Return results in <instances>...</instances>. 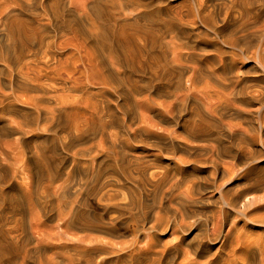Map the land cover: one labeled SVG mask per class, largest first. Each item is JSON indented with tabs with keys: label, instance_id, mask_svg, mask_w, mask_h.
<instances>
[{
	"label": "bare ground",
	"instance_id": "obj_1",
	"mask_svg": "<svg viewBox=\"0 0 264 264\" xmlns=\"http://www.w3.org/2000/svg\"><path fill=\"white\" fill-rule=\"evenodd\" d=\"M165 1L0 0V25L3 27H0V44L4 41L0 46V62L21 73L25 65L27 75L21 78L20 84L27 93H33L26 103L34 104V119L46 124L44 128H38L57 133L63 142L62 149L72 157L66 171L53 162L52 157L48 160L44 153L46 158L36 154L40 159L31 160L32 169L26 166L28 182H21L23 189L19 188L23 193L18 195L14 189L20 197L16 198L19 200L15 202L17 207L8 204L10 208H6L3 204L6 199H3L5 202L0 199L3 202L0 204V226L12 223L11 219L17 215L22 217L21 210L26 204L40 201L47 188L54 186L56 220L62 225L63 232L51 239H58L71 230L95 233V237L87 239L85 236L90 245L86 241L85 247L78 246L79 242L61 246L65 248L64 256L58 250L59 256L51 255L41 263L37 259L39 255L36 258L39 264L105 262L118 250V245L115 246L121 236L118 223L132 228L137 236H147L151 240L157 229L153 222V207L158 198L159 209H170L174 223L169 225L174 226V231L181 228L183 232L192 233L193 229V238L200 239L192 246L194 250L210 252L211 237L220 242V250L227 246L232 248L237 240L238 247L244 251L240 264H264V166H257L262 158L258 149H264V0H191L185 17L181 16L182 12L171 15V9L168 12L164 6ZM27 15L30 18H24ZM128 18L133 22H127ZM141 20H148L147 26H140ZM59 37L68 40L60 42ZM67 47L73 52L61 58ZM2 70L0 76L5 75ZM251 70L253 76L248 77ZM89 71L94 72L97 82L91 81ZM77 72L84 75L83 79L75 76ZM90 86H95L96 90L89 92ZM72 92L74 95H70ZM108 94L123 103L120 105L116 99L113 101L117 102V107H110ZM141 97L146 98L141 101ZM50 100L54 102L51 107L47 105ZM142 102H147L150 107L145 106L143 110ZM229 115L242 120L246 127L237 122V125L227 123L228 119L224 118H230ZM115 126L119 131H114L115 128L110 131ZM92 140L98 141L96 151L95 145L87 147ZM136 149L147 158L130 153ZM198 150L209 155L208 161H203L202 154L204 158L207 156L204 152L200 155L202 159L197 160L199 153L196 155L195 151L200 152ZM178 151L194 152L197 158L192 157V153L173 155ZM93 152L96 153L93 155ZM98 154H103L104 158L97 159ZM77 157H85V160ZM86 158H90L92 167H88ZM226 161L233 165L230 164L231 169L223 167ZM206 162L215 168L214 173L208 172ZM3 168L0 169V186L10 187V173L7 176V167ZM12 172L16 173L15 170ZM216 173L222 174L223 179L226 174L231 177L223 184L219 181L221 178L215 180L220 183L217 185L214 181ZM233 180L235 185L232 187ZM90 186L99 192L100 197L96 194L97 197L105 201L107 210L111 208L116 216L110 220L90 216L82 192L84 187ZM201 189L202 194L212 193L201 197L198 191ZM191 194L199 196L195 198ZM120 195L124 197L125 205H118L117 209L118 202L115 201ZM168 196H172L170 200ZM165 199L169 200L167 207L162 206ZM49 200L53 199L50 197ZM154 218L157 222L162 221L157 214ZM190 221L195 225L192 226L194 223ZM24 225H20V235H23V244H27L30 235ZM248 227L261 230L257 242L250 238L252 234L247 231ZM162 228L164 231V226ZM1 232L0 264H14L11 256L15 255L12 252L15 245L8 243V236ZM150 233L153 234L150 236ZM38 240L32 243L43 241ZM64 243L66 245V241ZM18 245L22 244L17 243V248ZM58 247L55 245V251ZM30 248H24L22 259L20 254L22 264H28L27 259L32 261L29 252L38 254L37 249ZM47 248L45 250L49 251ZM14 250L18 252L15 247ZM140 256L131 251L127 259L134 262Z\"/></svg>",
	"mask_w": 264,
	"mask_h": 264
},
{
	"label": "rangeland",
	"instance_id": "obj_2",
	"mask_svg": "<svg viewBox=\"0 0 264 264\" xmlns=\"http://www.w3.org/2000/svg\"><path fill=\"white\" fill-rule=\"evenodd\" d=\"M167 1V2H166ZM165 2L167 3H165V8H166V10H170V14L172 15V14H179L180 15V13L181 14H183V15H181L182 17H185V14H186V12H187V9L189 8V3L188 2H190L191 0H166ZM193 1V0H192ZM170 3V4H169ZM191 3V2H190ZM167 5H169V6H167ZM186 5L188 6V7H186ZM168 7V8H167ZM174 7H176V8H174ZM179 7V8H178ZM182 7V8H181ZM185 7V8H184ZM175 9H178V12H176L175 11ZM183 9V10H182ZM169 10H168V12H169ZM173 10V11H172ZM181 10V11H180ZM174 12V13H173ZM176 12V13H175ZM28 16V15H27ZM27 16H25L24 18H30L29 16L27 17ZM157 16V15H156ZM156 16H154V17H156ZM153 17V18H154ZM126 21L127 22H133L132 20H131V18H128V19H126ZM147 21L148 20H146L145 22L143 21V20H141L140 22H139V25L140 26H147ZM143 23V24H142ZM0 27H2V25H0ZM1 29H3V27L1 28ZM64 37V36H63ZM63 37H61V39H60V37L58 38L59 39V41L60 42H62V41H65V40H68V38L70 37V35H68V38L67 39H65V38H63ZM62 40V41H61ZM58 41V42H59ZM4 45V41H1V44H0V46L2 47ZM1 47H0V49H1ZM71 51H72V49H71V47L69 48V47H67V49L62 53V57L61 58H65V56H67V55H69L70 53H71ZM73 52V51H72ZM24 65V64H23ZM31 65H32V63H31ZM250 64H246V66L248 67ZM8 66H10L9 64H4L2 61L0 62V70H2L4 73H5V75L3 76V75H1L0 76V94L2 95H0V161L2 162H4L5 161V163H1L0 162V169H4L3 167H7L5 170L7 171L6 172V175L7 176H9V174H8V172L10 173V187L9 186H3L2 187V184H1V186H0V190H2L1 192H0V199L3 201V202H5L6 201V203H3L1 200V202H0V204L1 203H3V204H5L4 206L6 207V208H10V207H8V204H10L9 206H11L12 208H14L13 206H16L17 207V204L18 203H15V202H18L19 200V196H17V194L18 195H21V192L23 193V191H20V190H22L23 189V183L24 182H28V180H27V177H28V175H27V172H28V169H27V167L26 166H30V168L31 167H33L34 165L32 164V161L31 160H33V159H35V158H39L37 155H39L40 156V154H42L41 156H40V158L43 156V153H44V155H46V156H48V160L50 159V160H52L53 162H55V163H59L60 164V166L61 167H63L66 171L68 170V167H69V165H68V163H69V161L72 159V157H71V154L69 153V152H66V151H64L63 149H62V146H63V142L59 139V135L57 134V133H55L53 130H42V129H39V128H44L45 126H46V124L43 122V121H41V120H38V123H37V120L36 119H34L35 117H36V115L35 114H33V113H36L35 111V107L33 106V105H30V104H28V103H26V102H28L27 101V99L29 98V97H31V95H33V93L32 92H28L27 93V91L25 90V89H23L22 88V79L24 78V77H26V75H27V73H25L27 70H25V65H24V67H23V73H21L20 71H19V69H18V71H16L17 69H13V68H9ZM251 66V65H250ZM249 66V67H250ZM9 68V69H8ZM72 68V67H71ZM8 70H9V72H8ZM16 71V72H15ZM44 70H42V72H43ZM253 70H251V73L250 74H248V77H251V75L253 76ZM7 74V75H6ZM89 74H90V78H91V81H96L97 82V78L93 75L94 74V72L93 71H89ZM13 75V76H12ZM25 75V76H24ZM31 75V74H30ZM75 76L76 77H78V78H80V79H83V77H84V75H82L81 74V72H77V73H75ZM246 75H243V77H245ZM22 78V79H21ZM65 78H67V77H65ZM8 79H10V80H8ZM11 83V84H10ZM21 83V84H20ZM90 87H92V88H90V89H88L89 90V92H94L95 90H96V87L95 86H90ZM20 88V89H19ZM9 91H10V93H9ZM19 91V92H18ZM24 91V92H23ZM14 92V93H13ZM21 92V93H20ZM9 93V94H8ZM74 92H72V93H70V95H74L73 94ZM19 94V96H17ZM31 94V95H30ZM10 95H12V96H10ZM24 95V96H23ZM21 96V97H20ZM108 96V99H109V97H110V99H109V101H110V103H108L109 101H107V104L110 106V107H112V108H116L117 107V102L116 101H113V100H116L117 99V101H118V103L121 105L123 102H121L120 100H119V98H117L116 96H114V95H111V94H108L107 95ZM7 97V98H6ZM13 97V98H12ZM28 97V98H27ZM147 97V96H146ZM145 97V98H146ZM12 98V99H11ZM17 98V99H16ZM143 97H141L140 99H141V101L142 100H145V98H143ZM3 99V100H2ZM15 100V101H14ZM112 100V101H111ZM113 102V103H112ZM114 102H115V104H114ZM150 102V101H149ZM1 103H3V104H1ZM112 103V104H111ZM142 103H144V102H142ZM53 104H54V102H52V100H50V103H47V105H49L50 107L51 106H53ZM22 105V106H21ZM24 105V106H23ZM116 105V106H115ZM143 105V110H145L146 108H145V106H148V107H150L149 105H148V103L147 102H145L144 104H142ZM28 106V107H27ZM34 108V109H33ZM33 110H35V111H33ZM29 113V114H28ZM35 116V117H34ZM229 116H231L230 118H224V119H228V121H226L227 123H232L233 125H237V123H239V124H243V122H242V120L241 121H239V119H236L234 116L232 117V115H229ZM25 118V119H24ZM34 119V122L35 123H37L38 125H40V126H38V125H36L34 122H33V119ZM234 118V119H233ZM24 119V120H23ZM36 120V121H35ZM236 120V121H235ZM230 121V122H229ZM239 121V122H238ZM39 122L41 123V124H39ZM43 122V123H42ZM237 122V123H236ZM242 122V123H241ZM18 123V124H17ZM20 123V124H19ZM23 123V124H22ZM33 124V125H32ZM238 124V125H239ZM35 125V126H34ZM42 125H44V126H42ZM241 126H243V127H246V125L244 126V124L243 125H241ZM35 127H36V129H39V130H37L36 131V129H35ZM39 127V128H38ZM115 128V129H114ZM113 129H114V131H119V128H118V126H115V127H113V128H110V131L112 130L113 131ZM25 130V131H24ZM35 130V131H34ZM54 133H55V135H54ZM54 137H56V139L54 138ZM58 137V138H57ZM130 141H133V140H131L130 139ZM98 141L97 140H92V142H88L87 143V145H84V146H87V147H89V146H94L95 145V148H94V150L96 149L97 150V148H96V143H97ZM133 143V142H132ZM133 145H134V143H133ZM53 148V149H52ZM55 148V149H54ZM60 148V149H59ZM249 148V147H248ZM257 148H259V147H257ZM19 149H21V151L19 150ZM43 151H42V150ZM58 149V150H57ZM5 150V151H4ZM51 150V151H50ZM55 150V151H54ZM93 150V151H94ZM95 150V151H96ZM258 150H261L259 153L261 154L260 156L262 157L261 158V161H259V162H257V166L259 167V166H262V168H263V166H264V149H261V147L258 149ZM198 151H200V150H198ZM14 152V153H13ZM17 152H18V154H17ZM57 152V153H56ZM136 154H135V153ZM202 152H204L205 154H206V152L205 151H200V152H197V151H195V153H196V155L199 153V155H197L198 156V158H197V156L195 155V153L194 152H190V153H186V154H184V153H182V152H180V151H178V152H174V154L173 155H176L177 154V156H179V154H181V156L182 155H187V154H191L192 155V157H195V158H197V160L199 159V161H200V159H202L203 158V161H204V159H205V161H208V158H209V155H205L206 156V158H204L203 157V155L204 154H202V158H200L201 156V153ZM8 153V154H7ZM35 153V154H34ZM96 152H93L92 154L94 155ZM130 153H134V155H139V156H141V158H147V156H142L143 155V153H140V150H139V152H138V149H136V151L135 150H133V151H131ZM138 153V154H137ZM150 153V152H149ZM259 153L258 154H256L257 156L259 155ZM37 154V155H36ZM167 155H170V156H173V155H171V153H166ZM6 155V156H5ZM194 155V156H193ZM37 156V157H36ZM46 156H43V157H45L46 158ZM259 156V157H260ZM10 157V158H9ZM21 157V158H20ZM50 157V158H49ZM51 157H52V159H51ZM15 158H16V160H15ZM39 158V159H40ZM79 160H81V161H84L85 159V157H82V158H79V157H77ZM101 158L103 159L104 158V155L103 154H98V158L97 159H99V160H101ZM12 159V160H11ZM86 159H88V158H86ZM90 159V158H89ZM89 159H88V161H86L87 162V165H88V167H92V164H90V162L91 161H89ZM207 159V160H206ZM23 160V161H22ZM55 160V161H54ZM225 160H227L228 162H230V161H232V160H230L229 158L227 159V158H225ZM224 160V161H225ZM17 161V162H16ZM58 161V162H57ZM202 160H201V162H203ZM204 161V162H205ZM223 162L224 163V166L221 164V166H223L224 168H226V166H227V168L228 167H230L232 164H233V161H232V164L230 165L228 162ZM21 162V163H20ZM26 162V163H25ZM31 164H30V163ZM207 164H206V166L207 167H209L210 168V170H209V168H208V172L210 171H216L215 170V168L211 165V167H210V163H208V162H206ZM219 163H221V162H219ZM228 165H227V164ZM2 164H4L3 166H2ZM8 166H7V165ZM15 164V165H14ZM19 164V165H18ZM26 164V165H25ZM6 165V166H5ZM14 165V166H13ZM12 167V168H11ZM21 167V168H20ZM231 167H233V165L231 166ZM231 167H230V169H231ZM214 168V169H213ZM226 168V169H227ZM261 168V167H260ZM25 169V170H24ZM32 169V168H31ZM229 169V168H228ZM4 170V171H5ZM9 170V171H8ZM13 170H15L16 171V173L14 172H12ZM21 170V171H20ZM3 171V172H4ZM25 171V172H24ZM33 172H34V170H32ZM212 171V173H214ZM11 172H12V174L13 175H11ZM17 173H18V175H17ZM203 175H204V173H203ZM226 175H228V174H226ZM226 175H224V179L223 178H221L223 175L222 174H220L219 173V175H218V173H216V179H215V177H214V181L215 180H218L219 178H221V179H219V181H222L221 183L223 184V183H225V182H227L228 180L227 179H229L230 177H229V175L228 176H226ZM11 176L13 177V178H11ZM24 176V177H23ZM217 176H218V178H217ZM221 176V177H220ZM21 177H23V178H21ZM66 177V176H65ZM227 178V179H226ZM7 179H8V177H7ZM15 181H14V180ZM224 181H223V180ZM226 179V180H225ZM17 180V181H16ZM236 180V179H235ZM21 182H23V183H21ZM209 182H210V180H209ZM216 183H218L217 185H219L220 183L219 182H217V181H215ZM235 181L233 180V184H232V187L235 185V183H234ZM46 183V182H45ZM47 184H44V186H46ZM230 185V184H229ZM227 186V188L228 187H230V186ZM21 186V187H20ZM1 187H2V189H1ZM8 187V188H7ZM12 187V188H11ZM16 188H17V190H16ZM19 188H20V190H19ZM54 188V186L52 187V189ZM85 189H83L82 190V192H83V197L85 198L84 200H85V202H86V209L88 210V212L90 213V216L92 217H103L105 220H110L111 218H113L114 216H116V212L114 213L113 211H112V209L110 208V209H108L107 210V205H106V203H105V201H102V200H100L98 197H97V195L99 196L100 194H99V192L97 191V190H95L94 188H93V186H90L88 189H87V187H84ZM5 189V190H4ZM10 189H12V190H10ZM14 189H15V192L17 193V191H18V193L16 194L15 192H14ZM49 189V190H48ZM51 189V187H48L47 188V190L49 191H47L46 190V193H47V195H48V193H49V197L46 195V193L43 195V197H42V199H40V201L41 200H43V199H45V200H49L50 199V197H51V200L52 201H48L47 200V202H45V200H43V202L41 201H38V202H31L30 203V205L28 204V206H27V204H26V208H24V210H21L22 212H23V214H22V217L21 216H19V215H17V216H15V217H13V219H11V222L12 223H10L9 224V222H8V224H5V223H1V225L2 224H5L4 226L2 225V226H0V228H1V230H0V232L2 231H4L2 234L5 236V237H7L8 236V243L10 242L11 243V245L13 244V245H15V246H13V249H12V252H15V255H12L11 256V258L14 260V261H17V262H14L13 261V263L14 264H20V263H18V262H21V264H22V260H20L19 259V257L22 255L21 253L22 252H24L25 251V249H26V247L27 248H30V246L33 244H36L37 243V240L38 239H42L43 241H45V242H43V241H41V243L39 244H36V248H34L35 247V245L33 246L32 245V247L30 248L31 250L32 249H37V250H35V251H38L37 253L38 254H36L34 251H32V252H29V256H30V260H32V261H29V259H27L28 260V264H39L40 262L42 263L43 261L42 260H44L45 261V259L47 260V259H49V258H51L53 255H58L59 256V254L61 255V256H64L65 254H64V250H65V248L64 249H62V248H60L61 246H68V245H70V244H76L77 242H79V244L77 243V245L78 246H81V247H83L85 244H87L86 243V241H87V239L89 238V236L90 237H95V233L93 234H88L89 232H81L80 230L78 231V230H71V232H69V233H63L64 234V236L63 235H61V237H59L58 239H57V237H55V239L53 238V239H51V237H54V235L55 236H57L58 235V233L60 232V231H62L61 230V224L59 223V220H56V218H57V213H56V211H57V204L55 203L56 202V200H55V189L54 190H52ZM185 188H183V190H184ZM7 190V191H6ZM25 190V189H24ZM86 190V191H85ZM3 191H5L6 193H9V195L11 194V197L10 196H8V194L6 195V193L5 192H3ZM13 192V193H10V192ZM42 191V190H41ZM121 191V190H120ZM199 192H200V195H201V197L202 196H208V195H211V193H208V192H205L204 194H202L204 191L201 189V190H198ZM54 192V193H53ZM89 192V193H88ZM122 192V191H121ZM199 192H197V193H199ZM202 192V193H201ZM1 193H3V194H1ZM5 193V194H4ZM95 193V194H94ZM54 194V195H53ZM97 194V195H96ZM207 194V195H206ZM13 195V196H12ZM14 195H15V198H14ZM198 196H199V194H197ZM197 195H193L192 196V194H191V197H197ZM4 196V197H3ZM44 196H46V197H48V198H44ZM3 197V198H2ZM10 197V198H9ZM100 197V196H99ZM169 198V200H170V198L172 197V196H168ZM173 197H174V195H173ZM13 198L14 199H16V198H18V199H16V200H13ZM124 197L122 196V195H120L119 197H117V199L118 200H116L115 202L117 203L118 202V204H117V209H119L118 208V205H125V201H124V199H123ZM3 199H6L5 201L3 200ZM8 199H9V201H10V199H12V201L14 202L13 204H12V201H10V202H8ZM168 199H165L164 201L165 202H163L162 203V206H164V207H167V203H169V200ZM120 200H121V202H120ZM123 200V201H122ZM159 200V198L157 199V205H155V207H153L154 208V217H156V214H157V218H160L161 220V222H157L158 220H156L155 221V218L153 217V219H154V221L153 222H155L154 223V225L156 224V226H157V229H156V231L155 232H153V233H150V236L153 234V236H151V240H150V238L149 237H147V236H137L136 234H134V232L132 231V228H125L124 226H122V225H120L119 223L117 224L118 225V227H119V232L121 233V236H120V238H118L115 242H116V245L115 246H117L116 248H118V250L116 249V253H114V254H110L108 257H107V260H105V262H103V261H100V260H98V262L96 263V264H190V262L192 263V264H240L241 263V260H242V258H244L243 256H244V251L242 250V249H240L239 247H238V243H237V240H236V238H235V242H233V244H232V248L231 247H228L227 246V248L226 249H221L220 250V242H218V240H214L213 239V237H211V241H209L210 242V246H211V248H212V250H210V252H205V253H201L202 251H199V250H194L193 248H192V246H194L195 244H196V242H198L200 239H194L193 238V235H194V233H193V229L191 230L192 231V233L189 231V233H188V231H186V232H183V230L180 228V229H177L176 231H174L175 229L173 228L174 226H172L171 227V225L174 223L173 222V217H170L172 214H171V212H169V208H167V209H159V202L160 201H158ZM36 201V200H35ZM167 201V202H166ZM8 202V203H7ZM49 202H52V204L51 203H49ZM97 202H99V203H97ZM34 203V204H33ZM41 203H42V205H41ZM88 203V204H87ZM38 204H40V205H38ZM31 205H32V207H31ZM34 205V206H33ZM51 205H52V207H51ZM56 205V206H55ZM98 205V206H97ZM152 205V204H151ZM37 206V207H36ZM45 206L47 207V210H46V208H45ZM101 206V207H100ZM30 207V208H29ZM35 209H34V208ZM40 207L41 208H43V209H41L40 210ZM49 207V208H48ZM105 207V208H104ZM152 206H150V208H151ZM21 208V207H20ZM52 210H51V209ZM243 208V206H241V209ZM21 209H23V206H22V208ZM31 209V210H30ZM50 209V211H48ZM12 210V209H11ZM20 210V209H19ZM46 211V212H42V211ZM106 210V211H105ZM110 210H111V212H110ZM8 211H10V209L8 210L7 209V212ZM24 211H25V214H24ZM156 211V212H155ZM163 211H165V213L163 212ZM48 212H51V215H50V213L48 214ZM117 212H119V211H117ZM47 213V214H46ZM114 213V214H113ZM54 214H56V215H54ZM113 214V215H112ZM165 214V215H164ZM42 217H41V216ZM40 216V217H39ZM51 216L53 217V218H51ZM109 216H111V217H109ZM167 216V217H166ZM20 217V218H19ZM169 217H170V219H169ZM165 218V219H164ZM40 219V220H39ZM168 219V220H167ZM39 220V221H38ZM168 222H167V221ZM24 221V222H23ZM44 221V222H43ZM15 223V225H14V223ZM57 222V223H56ZM17 223V224H16ZM22 223H23V225H24V227L26 228V231L28 230V235H30L29 237H30V239H29V243H24L23 244V242H25L24 241V239H23V235H22V237H21V226L20 225H22ZM40 223V224H39ZM59 223V224H58ZM163 224V225H161V224ZM166 223V224H165ZM189 223H191V224H193L194 222L193 221H190ZM58 226H57V225ZM168 224V225H167ZM169 224H171V225H169ZM7 225H9V226H7ZM31 225V226H30ZM41 225V226H40ZM178 225V224H177ZM195 225V223L192 225V226H194ZM244 224H241V226H243ZM15 226V227H14ZM159 226H161V227H159ZM162 226H164V231L162 230L163 228H162ZM10 227V228H9ZM61 227V228H60ZM165 227H166V230H165ZM171 227V228H170ZM17 228H20V229H18L17 230ZM51 228V229H50ZM162 228V229H161ZM11 229H15L14 231H16V232H13L12 233V230ZM46 229H49V230H47L46 231ZM60 229V230H59ZM63 229V228H62ZM31 230H32V232H31ZM40 230V231H39ZM175 232V233H173V231ZM179 230V231H178ZM247 231H249V233H251L252 235H251V237L250 238H252V239H256L255 241L257 242V239H258V236L260 235L259 233H261V230L259 229V228H252V227H248L247 228ZM10 232L13 234H10ZM20 232V233H19ZM39 232V233H38ZM44 232V233H43ZM63 232V231H62ZM173 233V234H171V233ZM177 232V233H176ZM6 233H7V235H6ZM37 233V234H36ZM71 233V234H70ZM183 233V234H182ZM9 234H10V236H9ZM43 234V235H42ZM66 234V235H65ZM85 234H87V235H85ZM16 235H17V238H15L16 237ZM20 236V238H19V236ZM33 235V236H32ZM34 235L36 236L37 235V237L36 238H33L34 237ZM42 235V236H41ZM45 235V236H44ZM46 235H47V237H46ZM69 235H70V237H72V238H70L69 237ZM72 235H75V237H73ZM82 235H83V237H82ZM100 235H102V236H100ZM100 235H98V234H96V236H98V237H100V238H102V237H105V235L104 234H100ZM174 235V236H173ZM14 236V237H13ZM31 236H32V238H31ZM85 236H86V238H85ZM155 236V237H154ZM11 237V238H10ZM42 237V238H41ZM97 237V238H98ZM145 237H147V238H145ZM154 237V238H153ZM14 238V239H13ZM19 238V239H18ZM46 238V239H45ZM60 238L61 239H65V241H66V245H65V241L64 242H60V241H63V240H60ZM66 238H67V240H66ZM69 238V239H68ZM84 238V239H83ZM122 238V239H121ZM136 238V239H135ZM141 238V239H140ZM149 238V239H148ZM176 238H178L179 240H175ZM182 238V240H180ZM192 238V240H191V242L189 241L190 239ZM15 239H18V240H15ZM21 239H23V240H21ZM73 239H75V240H73ZM80 239V241H78ZM83 239V240H82ZM121 239V240H120ZM158 239V240H157ZM172 239V240H171ZM189 239V240H188ZM15 240V241H14ZM22 241L21 243L19 242V241ZM35 241L34 243H32V241ZM40 240H38V242L40 241ZM49 240L50 241H52V243H49ZM54 240H55V242H54ZM155 240V241H154ZM160 240V241H159ZM163 240H165V241H163ZM173 240H175V241H173ZM13 241H14V243H13ZM16 241H18V242H16ZM90 241H93V240H90ZM167 241V242H166ZM170 241H172V242H169ZM178 241V242H177ZM215 241V242H214ZM234 241V240H233ZM82 242H83V244H82ZM84 242H85V244H84ZM88 242V241H87ZM125 242V243H124ZM144 242H146V243H144ZM151 243V245H150V243ZM152 242H153V244H152ZM183 242V243H182ZM190 242V243H189ZM17 243L18 244H22V245H25V247H23L22 245L19 247V245H18V248L16 247L17 246ZM54 243H55V245H56V247H58L59 246V244L58 243H60V246L58 247V248H56L57 250L55 251V245H54ZM57 243V244H56ZM119 243H121V244H119ZM163 243H164V245H163ZM166 243H168V244H166ZM181 243H182V246H181ZM189 243V244H188ZM192 243V244H191ZM30 244V245H29ZM46 244V245H45ZM51 244L53 245V246H51ZM80 244H82V245H80ZM126 244V245H125ZM156 244V245H155ZM162 244V245H161ZM165 244H166V246H165ZM178 244V245H177ZM237 246H236V245ZM40 245L42 246V248H40ZM50 245V246H49ZM58 245V246H57ZM87 245H90L89 244V242H88V244ZM87 245H85V246H87ZM120 245V246H119ZM128 245V246H127ZM131 245V246H130ZM236 246V247H234V246ZM39 246V247H38ZM46 246V247H45ZM84 246V247H85ZM125 246V247H124ZM133 246V247H132ZM163 246V247H162ZM168 246V247H167ZM171 246V247H170ZM173 246V247H172ZM14 247H15V249H17V251L19 252H16V250H14ZM23 247V248H22ZM43 247H45L46 248V250L48 249L47 247H49L50 249H49V251H46L45 250V248H43ZM131 247H132V249H131ZM148 247V248H147ZM19 248H21L22 249V251L20 252V250L21 249H19ZM25 248V249H24ZM121 248V249H120ZM123 248V249H122ZM178 248V249H177ZM19 249V250H18ZM24 249V250H23ZM38 249H40V250H42V251H40V250H38ZM62 249V250H61ZM160 251H159V250ZM167 249V250H166ZM217 249V250H216ZM219 249V250H218ZM255 250H254V252H256V254H257V247H255L254 248ZM45 250V251H44ZM54 250V251H53ZM58 250L59 251H61V253L59 252V254H58ZM134 250V251H133ZM141 250V251H140ZM218 251V252H216L215 253V251ZM228 250V251H227ZM233 250V251H232ZM41 253H40V252ZM62 251H64V252H62ZM119 251V253H117ZM134 252L135 253V255L136 256H138V255H142V256H140L139 258H137V261H134V262H131V261H128V259H127V256H128V254L130 253V252ZM11 252V253H12ZM45 252V253H44ZM47 252V253H46ZM138 252V253H137ZM141 252V253H140ZM158 252V253H157ZM191 252V253H190ZM32 253H35L37 256L35 257ZM43 253V254H42ZM53 253V254H52ZM155 254L156 253V255H153V254ZM177 253V254H176ZM213 253V254H212ZM12 254H14V253H12ZM19 254V255H18ZM21 254V255H20ZM31 254H32V256H31ZM47 254V255H46ZM50 254V255H49ZM64 254V255H63ZM172 254H174V255H172ZM184 254V255H183ZM190 254V255H189ZM255 254V256H257ZM39 255H41V256H43V259H42V257L41 256H39ZM52 255V256H51ZM119 255V256H118ZM158 255V256H157ZM14 256H16V257H14ZM24 255H22L20 258L22 259V257H23ZM28 256V255H27ZM28 256V257H29ZM34 256V257H33ZM39 256V258H37ZM154 256V257H153ZM170 256V257H169ZM240 256V257H239ZM66 257H68V256H66ZM117 257V258H116ZM121 257H122V260H121ZM155 257H157V258H155ZM33 258L35 259V260H33ZM36 258L38 259V261L40 260V262H37V260H36ZM126 258V259H125ZM170 258V259H169ZM207 258V259H206ZM237 258V259H236ZM16 259V260H15ZM75 259H77L76 257H75ZM155 259V260H154ZM174 259V260H173ZM241 259V260H240ZM20 260V261H19ZM123 260H125V261H123ZM161 260V261H160ZM168 260V261H167ZM190 260V261H189ZM34 261V262H33ZM76 261V260H75ZM128 261V262H127ZM150 261V262H149ZM155 261V262H154ZM77 262V261H76ZM149 262V263H148ZM152 262V263H151ZM205 262V263H204ZM73 264V263H72ZM78 264V263H77ZM95 264V263H94Z\"/></svg>",
	"mask_w": 264,
	"mask_h": 264
}]
</instances>
